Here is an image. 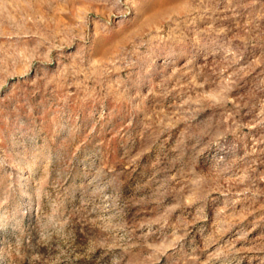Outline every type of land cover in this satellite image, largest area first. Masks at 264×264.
<instances>
[{"label": "rangeland", "instance_id": "374dc122", "mask_svg": "<svg viewBox=\"0 0 264 264\" xmlns=\"http://www.w3.org/2000/svg\"><path fill=\"white\" fill-rule=\"evenodd\" d=\"M0 264H264V0H0Z\"/></svg>", "mask_w": 264, "mask_h": 264}]
</instances>
